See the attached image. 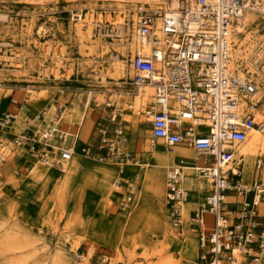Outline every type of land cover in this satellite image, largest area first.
<instances>
[{
    "label": "built area",
    "instance_id": "built-area-1",
    "mask_svg": "<svg viewBox=\"0 0 264 264\" xmlns=\"http://www.w3.org/2000/svg\"><path fill=\"white\" fill-rule=\"evenodd\" d=\"M166 1V7L146 4L138 11L137 33L143 47L129 57L133 72L129 85L134 92L153 91L148 105L139 109L151 128V150L156 146L153 142L160 141L169 156L186 147L203 160L199 164L195 159L193 167L181 161L166 169L167 221L178 235L185 234L187 223L197 234L198 257L182 264H264V183L244 180L245 155L235 149L253 131L264 137V40L244 61L234 59L237 45L230 39L242 37L236 30L239 20L246 10L262 7L264 0ZM120 98H124L121 93L105 105L92 136L83 142L79 128L71 132L48 123L44 110L33 117L32 126L17 133H12L16 114L4 113L0 181L19 168L30 174L38 162L63 173L76 155H82L116 164L119 180L114 183L120 188L123 165L135 159L128 148L130 136ZM10 101L17 104L14 98ZM65 107L58 102L59 122ZM253 167L257 172L264 167V144ZM188 171L204 178L208 186L191 212L184 182ZM136 191L137 185L129 183L124 208L132 206ZM80 258L85 260L86 255Z\"/></svg>",
    "mask_w": 264,
    "mask_h": 264
},
{
    "label": "rangeland",
    "instance_id": "rangeland-1",
    "mask_svg": "<svg viewBox=\"0 0 264 264\" xmlns=\"http://www.w3.org/2000/svg\"><path fill=\"white\" fill-rule=\"evenodd\" d=\"M80 1L46 0L40 4L29 0H0V83L3 85L0 89V118L7 111L18 113L23 109L24 119H33L50 101L56 100V105L61 102L67 106L74 94L85 95L90 88L117 90L123 86L125 90L131 89L129 84H118L112 69V43L120 39L116 33L101 38L94 27L92 41L100 38L109 46V51L97 49L91 56L88 55L89 42L82 43L75 36L77 21L73 19L74 14L83 16L89 11L85 8L88 2ZM99 4L97 12L110 10L113 13L117 9L114 3ZM102 20L106 21L103 17ZM255 29L264 34L262 16L249 30ZM48 45L54 49L45 54L43 47ZM54 52L62 64V78L56 81L52 74ZM128 64L125 63L126 77L129 75ZM95 72L104 75L106 82L95 80ZM29 86L46 89V95L32 100L36 95L26 90ZM59 88H65V92H60ZM110 97L105 95V100ZM11 98L17 100V104H12ZM29 100L32 101L27 105ZM91 108L94 111L89 112L90 116L99 112L93 103ZM139 117L140 124L134 133L131 132L128 147L134 155L133 162L143 163L147 153H151L152 138L150 125L144 117ZM2 132L0 130V135H6ZM158 158L161 160L160 156ZM104 167L106 169H101ZM249 168L247 173L244 170L245 181L251 180L255 174L253 164ZM43 170L46 175L41 179L35 178L30 170V174L7 173L0 181V236L10 231L21 233L27 236L31 245L29 250L36 249L40 256L49 257L57 249H64L71 264L76 261L80 264H162L166 257L182 264L193 258L190 249L193 250L195 245L186 242L185 234L164 233L167 219L160 216V185L152 188L144 184L147 169L125 166L127 185L119 193H113L115 183L111 187L112 179H108L113 175L112 169L103 164L88 163L85 166L79 158L64 167L63 173ZM148 172L150 183L154 185L158 176L151 177V171ZM135 180V201L130 208H124L126 189ZM207 220L211 227L212 217L208 216ZM68 234L71 245L77 250L70 248L66 241ZM83 254L85 260L80 258Z\"/></svg>",
    "mask_w": 264,
    "mask_h": 264
},
{
    "label": "bare ground",
    "instance_id": "bare-ground-1",
    "mask_svg": "<svg viewBox=\"0 0 264 264\" xmlns=\"http://www.w3.org/2000/svg\"><path fill=\"white\" fill-rule=\"evenodd\" d=\"M28 1V0H27ZM29 1H38L40 4H43L46 0H29ZM88 2L85 8L88 9V13L86 15H81L80 13L74 14L73 19L77 21L74 24V32L77 39L82 42H89V56L92 53L97 52V49H102L103 52L109 51V46L104 44L103 41L99 38L98 41L93 42V33L94 27L97 30V33L104 38L105 36H112L115 33L120 37V39H116L115 43H112L114 46V53L112 54V59L114 60L112 69L114 71V75L117 76L116 80L120 85H127L130 84V79L133 76L132 66L130 64L129 57L131 54H136L143 47V43L137 33V17L138 11H141L145 5H149L151 8H156L161 6L162 4L164 7L167 5L166 0H83ZM69 2L77 3L81 2L80 0H69ZM100 2H109L114 3L117 6L115 12H111L107 10L106 12H97V7L100 6ZM176 3L173 1V8L175 7ZM131 6L133 8H131ZM260 8H255L254 10H246L244 13V17L239 20V24L236 28L238 31L237 33H242V37H238L233 35L230 39L235 42L237 45L236 48H233V57L234 59L241 58L244 61H249V58L255 48L262 43L264 40V34H259V30L255 29V31H250L249 29L254 25L256 21H258L261 16L264 19V4L261 5ZM97 13V17L95 14ZM104 14V15H103ZM114 14V15H113ZM2 18V15H0ZM102 17L105 18L106 21L102 20ZM6 18V17H5ZM130 18V19H129ZM110 25H107V23ZM111 26H113V30H111ZM93 40V41H92ZM114 40V39H112ZM54 46V45H53ZM86 46V45H85ZM57 48V47H56ZM83 48V47H82ZM85 48V47H84ZM53 50L54 47L50 45L43 47V52H49ZM128 51V56H125V52ZM86 54V53H85ZM96 54V53H95ZM84 55V54H83ZM127 57L128 60L125 58ZM60 58V57H59ZM61 59V58H60ZM52 60L54 61L55 65L52 69V74L56 80L62 78L60 66L61 63L58 61V55L54 52L52 56ZM14 62V61H13ZM12 62V63H13ZM128 62L129 67V75L126 77V65L125 63ZM11 63V62H10ZM17 64V63H15ZM14 65V64H13ZM20 65V64H17ZM262 76V75H261ZM95 80H101L100 83L106 82L104 75H101L99 72H95L94 74ZM114 78V76H113ZM3 86V85H2ZM29 90L31 94L36 95V97L32 98V100H38L44 95L47 91L44 88H39L37 86H29L26 90ZM40 89V90H38ZM60 92H65V88H59ZM123 94L124 98L121 100L119 99V104L122 107V115L123 119L127 122V124L135 126L140 122L141 112L139 111L140 108L143 106L148 105L150 101V96L153 94L151 88H146L144 91H132L130 89H126L122 86L121 89H100L97 88H90L88 91L85 92V95L74 94L73 99L70 102V105H67L63 111L62 119L59 122L58 119L55 117L56 114V100L50 101L42 111H45L46 119L48 123L51 124H61L65 129L69 130L72 128V131L77 132L78 128L80 129L81 133L83 131V125L85 120L86 127L84 129V136H86L91 129L92 121L94 118L90 116L89 112L92 110L91 106L92 103L99 110V112L103 113L104 107L106 104L112 102L115 98L116 100L119 97V94ZM111 95L110 98L105 100V95ZM261 95L264 96V89L261 92ZM113 97V98H112ZM263 98V97H262ZM264 99V98H263ZM29 100L27 105L32 101ZM99 106V107H98ZM131 106L133 108H131ZM27 107V106H25ZM98 107V108H97ZM131 108V109H130ZM262 108L264 109V100L262 101ZM94 110H92L93 112ZM23 109H19L18 113H16V121L14 123L13 129L15 133L19 130L20 126L24 124L25 126L21 127L22 129L28 126H32L36 120L34 119H24ZM97 115H95L96 117ZM22 120H24L22 122ZM71 131V130H69ZM71 131V132H72ZM142 141V140H141ZM154 144L156 142H153ZM264 144V137L261 136L259 132L253 131L247 138L245 142L235 147L239 153L245 155V173H247L250 168L249 165L253 164L258 153L260 146ZM140 145V144H139ZM141 143V147H142ZM157 149H153L155 153ZM158 154H150L147 153V159L145 162L129 160L126 164L123 165V169L125 166H138L141 169H152L154 172H157L159 169L164 168L168 165L169 159L172 156L167 158L166 163H161L160 159L158 158ZM198 159L202 162V158L198 157ZM184 164L188 167H193L194 164L191 162L190 159H180ZM133 162V163H132ZM46 169L43 167L39 162L34 165L32 170V175L37 178L41 179L46 172L43 170ZM254 168V167H253ZM255 170V169H254ZM252 171V169H251ZM189 177V178H188ZM185 177V184L191 189L193 185L197 188L198 192L200 193V200L203 199L202 193L208 188L206 181L199 175L193 173V177L191 176ZM261 179V183L264 182V167L261 171L257 172L255 170L254 176L252 179ZM119 177L117 178V181ZM131 181L133 186H136V182ZM250 181V180H249ZM118 189V190H117ZM122 186L117 188L115 184L113 193L117 191H121ZM210 217V216H209ZM164 233H177L169 223H165L163 226ZM67 241H71V237L68 234L66 236ZM31 245L28 242L27 236L22 235L16 231L6 232L0 236V264H71L69 260H67V256L64 252V249H57L54 254H51L49 257L40 256L35 252L34 249L29 250ZM36 247V246H35ZM70 248H75L72 244ZM76 249V248H75ZM77 250V249H76ZM75 251V250H74ZM38 252V251H37ZM164 259V258H163ZM179 260H173L170 257H166L165 261L162 264H178ZM76 264H80L76 261Z\"/></svg>",
    "mask_w": 264,
    "mask_h": 264
},
{
    "label": "crops",
    "instance_id": "crops-1",
    "mask_svg": "<svg viewBox=\"0 0 264 264\" xmlns=\"http://www.w3.org/2000/svg\"><path fill=\"white\" fill-rule=\"evenodd\" d=\"M16 114V113H15ZM103 113L102 112H98L97 114H95V115H97L96 117H95V115H93L92 117L94 118V120L92 121V126H91V129H90V132L86 135V136H83L82 135V133H81V131H80V140L83 142V141H86V140H88L91 136H92V131H93V128H94V126H95V124H96V121H97V119L102 115ZM36 115V114H35ZM139 124H140V122L138 123V124H136L134 127H133V125H130V124H127V129H128V131H129V136L131 135V132H135L136 131V129L138 128V126H139ZM24 129V128H23ZM22 129V130H23ZM21 130V131H22ZM69 130H71L72 131V128H70ZM18 132V131H17ZM16 132V133H17ZM12 133H15V131H14V129H12ZM152 141V140H151ZM151 146V145H150ZM129 148V150H130V147H128ZM155 149H157L156 150V152L154 153L152 150H151V148H150V150H151V153L150 154H158L160 157H161V160H160V162L161 163H166V161H167V158L169 157V155H167L166 154V152H165V148L163 147V145H162V143L160 142V141H157L156 142V146H155ZM185 152H187V154L185 153ZM82 159L83 161H84V165L86 166V165H88V163H96V164H103L104 166H107V167H110L111 169H112V171H113V175H112V177L111 178H108V179H112V186L111 187H113V184H114V182H116V180H117V178L119 177V168H118V166L116 165V164H113V163H103V162H99V161H96V160H94V159H89V158H86V157H84V156H82V155H76L74 158H73V160L71 161V163L72 162H74L76 159ZM146 158V157H145ZM180 159H190L191 160V162L193 163L194 162V160L195 159H198V156H197V154L193 151V150H190V149H188V148H186V147H179L178 149H177V154H176V156L175 157H172L171 159H169V161H168V165H166L164 168H161V170L159 169L157 172H154L152 169H149L150 171H151V173H150V175H151V177H157L158 176V179H157V182L154 184V185H152L151 183H150V179H149V170L148 171H146V175H145V183L144 184H147L149 187H157V185H160L159 187V193H158V200H159V209H160V216H161V219H163V218H166V216H165V213H164V187H165V177H166V169H167V167H169V166H171V165H173V164H177V163H180L181 162V160ZM145 160V159H144ZM143 160V161H144ZM199 160V159H198ZM70 163V164H71ZM198 163L200 164L201 163V161L199 160L198 161ZM69 164V165H70ZM101 169H106V167H104V168H101ZM101 169H98V170H101ZM164 170V171H163ZM16 171H20V172H23L22 170H21V168H19L18 170H14V171H11L10 173H12V172H16ZM9 173V174H10ZM187 174H188V176H190V175H192L193 174V172L192 171H188L187 172ZM101 175V174H100ZM128 174H127V171L125 170L124 171V175H123V184H122V188H125V185H127V181H126V176H127ZM103 176V175H102ZM189 178V177H188ZM145 186V185H144ZM186 187H187V189L190 191V202H189V204H188V210H189V212H191L192 210H194L196 207H197V203H199L198 201L200 200V193L198 192V190H197V188L193 185V187L190 189L187 185H186ZM126 190H128V189H126ZM114 193H119V191H117V192H114ZM126 193H127V191H126ZM204 193V192H203ZM202 193V196L204 197L205 196V194H203ZM192 200H193V202H192ZM191 203H194V205H192ZM190 215V214H189ZM188 215V216H189ZM211 217V216H210ZM189 218V217H188ZM167 219V218H166ZM167 223H168V221H167ZM170 225V224H169ZM196 231H195V229L193 228V227H191V225L190 224H186V228H185V236H186V238H184L185 240H186V242H191V243H193L194 245H195V248L193 249V250H191L190 249V251H192V253H194V256H193V258L192 259H190V260H195L196 259V257H198L197 256V254H198V248H197V241H196ZM191 254V253H190ZM193 255V254H192Z\"/></svg>",
    "mask_w": 264,
    "mask_h": 264
}]
</instances>
